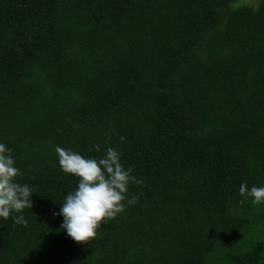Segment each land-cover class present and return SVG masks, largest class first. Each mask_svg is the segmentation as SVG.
I'll return each mask as SVG.
<instances>
[{
  "label": "trees",
  "instance_id": "16d2710c",
  "mask_svg": "<svg viewBox=\"0 0 264 264\" xmlns=\"http://www.w3.org/2000/svg\"><path fill=\"white\" fill-rule=\"evenodd\" d=\"M0 143L34 191L0 264H264V0H0ZM56 145L143 182L86 244Z\"/></svg>",
  "mask_w": 264,
  "mask_h": 264
},
{
  "label": "clouds",
  "instance_id": "9594fccd",
  "mask_svg": "<svg viewBox=\"0 0 264 264\" xmlns=\"http://www.w3.org/2000/svg\"><path fill=\"white\" fill-rule=\"evenodd\" d=\"M123 141L124 137L121 136ZM97 151L100 145H94ZM61 170L78 177L77 187L69 191L62 202L58 213L63 217L60 225L69 237L77 243H88L97 236L101 225L124 212L128 205L138 201L137 196L128 198V186L142 184L132 174L131 167H125L121 162V153L112 147H107L103 156L85 157L71 149L59 145L54 146ZM12 149L0 143V217L7 220L12 213L16 224L27 225L22 215L25 209L32 208L31 194L34 192L28 184L16 182L22 172L15 166ZM239 195L245 199L251 198L254 205L264 203V186L248 187L247 182L241 183ZM240 204L244 200L239 201Z\"/></svg>",
  "mask_w": 264,
  "mask_h": 264
},
{
  "label": "rangeland",
  "instance_id": "374dc122",
  "mask_svg": "<svg viewBox=\"0 0 264 264\" xmlns=\"http://www.w3.org/2000/svg\"><path fill=\"white\" fill-rule=\"evenodd\" d=\"M258 0H243V2L249 3V4H256Z\"/></svg>",
  "mask_w": 264,
  "mask_h": 264
}]
</instances>
